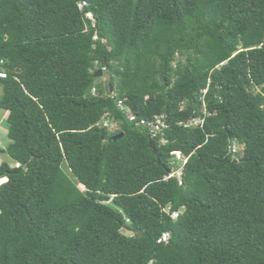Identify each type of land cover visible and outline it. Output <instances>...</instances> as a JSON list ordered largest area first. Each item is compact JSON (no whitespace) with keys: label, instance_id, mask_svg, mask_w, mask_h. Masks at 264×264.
Segmentation results:
<instances>
[{"label":"trees","instance_id":"1","mask_svg":"<svg viewBox=\"0 0 264 264\" xmlns=\"http://www.w3.org/2000/svg\"><path fill=\"white\" fill-rule=\"evenodd\" d=\"M0 61V264H264V0H0Z\"/></svg>","mask_w":264,"mask_h":264},{"label":"rangeland","instance_id":"2","mask_svg":"<svg viewBox=\"0 0 264 264\" xmlns=\"http://www.w3.org/2000/svg\"><path fill=\"white\" fill-rule=\"evenodd\" d=\"M109 79L110 78H109L108 74L103 73V76L101 77L100 82L103 84H107ZM108 128H109V131H111L113 133L120 129V127L115 128L114 125H110V127H108ZM9 144H10V139L8 138L7 112L0 109V149L6 150L8 148ZM239 150L242 151V148H240V149L237 148V152H239ZM0 163H6V164H9L10 166L15 165V163L11 160V158L8 156V154L6 152L0 153ZM179 167H180V165H176L174 167V170H178ZM63 168H64L66 174L69 175L70 178L74 181L75 180L74 175H72L70 173V171L68 170V168L66 166ZM180 173L181 172L178 173V176ZM4 182H5V180L0 181V184H2Z\"/></svg>","mask_w":264,"mask_h":264},{"label":"built area","instance_id":"3","mask_svg":"<svg viewBox=\"0 0 264 264\" xmlns=\"http://www.w3.org/2000/svg\"><path fill=\"white\" fill-rule=\"evenodd\" d=\"M89 17L91 18V16H89ZM0 65H4V61H0ZM6 77H7V74L3 70H0V78H6ZM119 106H120L121 109H123V103L122 102H119ZM130 119L133 120V117H130ZM145 125H146L145 122H141L139 124V126H145ZM105 126L109 127L110 126V122L106 121ZM164 127H165V124L163 123L162 119L161 118L157 119L156 124L153 125V131H152L153 134L155 135V134L161 132ZM233 153H237V147L236 146L233 147ZM176 157H177V162L178 163L182 164V162H184V164H185L187 162V160L182 156L181 153H176ZM179 172H181V171H179ZM178 173L173 174V176H175V175L178 176ZM181 174L182 173L179 174V177L181 176ZM179 214L180 213H175V214L172 213L173 219H175V220L178 219ZM168 239H169V235H165L163 237V241L164 242H167Z\"/></svg>","mask_w":264,"mask_h":264},{"label":"water","instance_id":"4","mask_svg":"<svg viewBox=\"0 0 264 264\" xmlns=\"http://www.w3.org/2000/svg\"><path fill=\"white\" fill-rule=\"evenodd\" d=\"M96 76H98L99 78H101L103 76V71H100ZM111 93L113 94V90L111 91ZM123 137H124V134L122 133V134H120V135L112 138L110 141H114L115 142V141H117V140H119V139H121ZM3 179H6V182L8 181L7 177L6 178H3ZM6 182H4V183H6ZM4 183H2V184H4ZM2 184H0V187H1ZM1 212H2V210L0 209V214H1Z\"/></svg>","mask_w":264,"mask_h":264},{"label":"crops","instance_id":"5","mask_svg":"<svg viewBox=\"0 0 264 264\" xmlns=\"http://www.w3.org/2000/svg\"><path fill=\"white\" fill-rule=\"evenodd\" d=\"M2 163H0V165H1ZM15 166V165H14Z\"/></svg>","mask_w":264,"mask_h":264},{"label":"clouds","instance_id":"6","mask_svg":"<svg viewBox=\"0 0 264 264\" xmlns=\"http://www.w3.org/2000/svg\"><path fill=\"white\" fill-rule=\"evenodd\" d=\"M182 173V172H181Z\"/></svg>","mask_w":264,"mask_h":264}]
</instances>
